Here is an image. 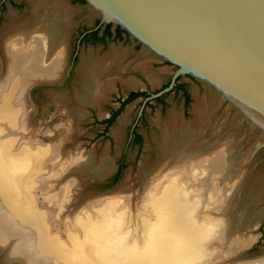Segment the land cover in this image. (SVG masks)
<instances>
[{
	"label": "bare ground",
	"instance_id": "6f19581e",
	"mask_svg": "<svg viewBox=\"0 0 264 264\" xmlns=\"http://www.w3.org/2000/svg\"><path fill=\"white\" fill-rule=\"evenodd\" d=\"M40 2L39 8L33 9V25L28 20H12L0 38L4 67L0 76V264H264L263 254L239 255L254 239L243 233L241 217L246 201L256 203L264 197V190L259 189L261 180H250L246 168L241 169L248 154L239 150L233 132L227 137L229 142L209 144L221 138L213 126L211 138L204 134L215 110L209 100L194 105L196 119L189 125L172 114L170 129L164 127L156 140L161 146L154 160L141 163L136 185L128 173L117 187L90 192L76 203L73 200L82 182L81 176H76L108 171L112 162L107 157L97 159L94 151H89L64 160L61 144L35 142L30 147L21 140L22 146L16 145L15 134L27 135L30 129V85L58 78L65 65L66 47L58 46L57 41L70 16L63 6ZM96 5L105 17L115 15L108 7ZM119 57L109 53L84 58L78 69L81 81L73 97L76 102L91 104L104 95L112 83L105 72L117 65ZM142 74L158 84L150 70L144 69ZM202 74L218 81L208 72ZM126 83L137 85L130 79ZM222 87L264 129V124ZM68 110L73 121L82 119L77 109ZM6 132L12 137L6 138ZM14 147L19 151L11 156L9 150ZM237 151L246 156L234 161ZM245 179L243 195L237 196ZM54 184L60 185L54 188ZM35 190L43 196L42 209L35 208ZM54 216L66 225V241L60 233H50Z\"/></svg>",
	"mask_w": 264,
	"mask_h": 264
},
{
	"label": "rangeland",
	"instance_id": "374dc122",
	"mask_svg": "<svg viewBox=\"0 0 264 264\" xmlns=\"http://www.w3.org/2000/svg\"><path fill=\"white\" fill-rule=\"evenodd\" d=\"M61 1L75 5L78 11L75 18L78 21L85 18H92L93 20L98 18L95 11L88 7L86 3H81L77 0ZM30 9V0H0V32L3 29L0 33V38H4V28L10 22L12 23V20H15V15L25 18L30 15ZM0 43L2 46L3 40L1 41L0 39ZM112 44H123L124 48L132 49L131 54L122 64L118 65L117 63L118 66L113 64L108 68V73L113 76L109 75L110 79H113L112 87L116 89L109 93V98L106 101L100 104L94 103L82 106L74 102V94L76 93V89H79L75 85L77 82L75 75H72L65 83L53 87H29L28 101L32 105L31 112L29 113L30 129L27 131V135L22 134L23 138L20 135L22 132L15 134L16 137H14L16 141L18 140L16 145H19L21 140L24 143L21 144H29L32 147L35 142H41L42 145L47 146L64 145V160H68L69 158L76 159L83 152L94 151L97 159L105 156L112 162L114 169L102 183L91 180L85 173H80L78 174L79 176H76L77 178L81 176L79 180L82 182L80 191L73 202L76 203L80 197L90 192H108L117 187L128 173L132 179V185H136L140 163H150L154 160L155 154L153 150L155 149L156 140L161 135L163 129L166 127V129H170L168 121L172 114L178 115L177 117L180 119V122L188 123L189 125V123L191 124L196 119L194 105L204 100H209L215 104L214 115L204 134L206 137L211 138L210 127H212V123L221 124V132L219 131L221 136H225L226 132L227 136L233 132V136L236 140L238 139L237 142L241 149L246 152V155L248 154L247 159L244 157L246 155H243L245 160L243 158L241 169L244 170L246 168L247 175H251L250 180H261V188L259 189L264 190V147L253 158L249 159V154L253 148L257 144L264 143L263 133L260 129L252 126L217 91L195 78L188 76L178 77V81L185 85L188 98L184 97L182 90L179 88L170 89L161 94V99L151 100L148 103H143L141 97L136 98L127 103L108 125L106 120L110 113L118 107L116 101L119 95L123 96L132 90L138 91L140 89L149 90L151 93L158 92L169 86L172 72L175 70V66L169 65L160 58H155L153 55L147 53V56L151 59L148 69L159 80L158 84H152L149 82V79L145 80L137 74L139 69L135 66L137 56L140 55L141 51H145L144 48L135 43L134 45L133 41L128 39ZM88 46H82V51H86ZM94 48L99 51L101 50V45H95ZM107 50L108 48L103 49L102 47V52ZM2 68H4L3 59L0 55V76H2ZM129 79L134 80L137 84L133 89L127 88L124 85L125 83H123V81L126 82ZM60 97L65 99L63 103ZM68 108L80 111L82 119L77 122L73 121V113L70 114ZM166 124L167 126H165ZM135 132L139 134V139L134 135ZM8 137L12 136L6 132V138ZM25 138L28 140L27 143H25L27 141ZM4 139L2 138V140ZM229 141L226 138L222 143ZM21 144L20 146H22ZM9 151L12 152V156V154H16L19 150L14 147V149ZM58 169L61 171V168ZM119 171L120 175L117 177ZM73 177L77 185L78 180L75 176ZM58 185L60 184L55 185L54 188H57ZM263 190L261 191L262 193ZM34 194L40 197L35 196V208L42 209L43 196L41 191L35 190ZM57 218L54 216L53 222L55 225L50 228V233L52 235H59L60 233V238L62 237L63 241H66L67 235L64 233L66 231H63V229L66 230V225L63 220L59 217ZM52 229H55V231L53 232ZM242 231L245 235L252 236L254 239L247 249L239 252L240 257H252L264 252V219L260 220L253 230Z\"/></svg>",
	"mask_w": 264,
	"mask_h": 264
},
{
	"label": "water",
	"instance_id": "95a60500",
	"mask_svg": "<svg viewBox=\"0 0 264 264\" xmlns=\"http://www.w3.org/2000/svg\"><path fill=\"white\" fill-rule=\"evenodd\" d=\"M85 1L103 19L122 25L143 46L176 67L170 85L153 96L170 90L179 75H190L217 91L264 135V129L246 115L222 87L264 124V0H93L112 10L115 15L111 18L105 17L96 3ZM202 72L212 74L218 81ZM62 81L58 78L38 80L30 87H53ZM212 126L220 131L221 124L212 123ZM226 134L209 144L225 141ZM155 144L156 156L161 145L159 141ZM262 147L264 143L257 144L249 159ZM243 155L242 151H237L234 161ZM113 169L111 165V169L102 174H85L102 183ZM245 183L246 179L237 196L243 195ZM245 206L241 228L246 232L264 219V197L256 203L246 201Z\"/></svg>",
	"mask_w": 264,
	"mask_h": 264
},
{
	"label": "flooded vegetation",
	"instance_id": "af4514ba",
	"mask_svg": "<svg viewBox=\"0 0 264 264\" xmlns=\"http://www.w3.org/2000/svg\"><path fill=\"white\" fill-rule=\"evenodd\" d=\"M45 1L52 4V5L58 4V5H60V7L63 6V8L67 11L66 15L70 16L69 23L67 25L63 24V26H62L64 35L60 36V39L57 41L58 46H61V44H62L63 47H66L63 51L64 58H65V60H64L65 65L63 66L62 74H60L58 76V79L63 80L61 84L65 83V81L67 79H69L72 75H75V77L77 79L76 80L77 82L75 83V85L78 86V88H79L78 90H80V85L78 84V82L81 81V75L78 73L79 72L78 69L80 70V67L83 65L84 58L87 56H90V55L92 57L94 56L93 58H100V57H103L105 55H108L109 53L110 54L116 53V54L120 55L119 59L121 58V60H119V59L117 60L118 65L122 64L123 61H125L129 57V55L131 54L132 48H130V49L124 48L123 44L117 45V44H112V43H115V42L120 41V40L126 41L127 39L132 40L133 44L135 43L137 45H141L144 48L145 51H141L142 53L140 52V55L137 56L138 58L135 61V63L137 62L135 66H137V68L139 69L137 74H139L145 80L148 79L145 77V75L143 76V74H142L144 69L145 70L148 69V67L150 65V61H151V59H149V57L147 56V53H149V55H153V57H155V58H159V57L157 55H155L152 51H150L147 47L143 46L142 42H140L138 39L134 38L126 28H124L122 25L114 22L113 20L103 19L101 17V15L97 12H95L98 16L97 19L93 20L92 18H85L83 20L78 21L75 18L76 15L78 14V11H77V8L75 7V5L73 3H68V2L61 1V0H48V1L42 0L41 2L43 3ZM77 1H80L81 3L87 4V2L85 0H77ZM39 2H40V0H30V5H31L30 15H28L25 18H20V17H17L15 15V17H14L15 20L16 21H27L28 20V21L32 22V25H33V22L35 21L34 20L35 15H36V13L33 11V9L35 8L36 5L37 6L39 5ZM41 2H40V4H42ZM87 6L90 7L88 4H87ZM38 8H39V6H38ZM34 13H35V15H33ZM109 44L110 45L112 44V45L110 46ZM86 45H89L87 50L82 51L83 50V49H81L82 46H86ZM95 45H101V48H100L101 50H99V51L96 50L94 48ZM102 47H103V49L108 48V50L102 52ZM54 50L55 49H53V51ZM100 55H102V56H100ZM95 56H98V57H95ZM161 60H163V59H161ZM163 61L169 65H172L171 63H169L166 60H163ZM111 66H109V68ZM175 70H176V67H175ZM175 70L172 72V76H173ZM78 74H79L80 78H79ZM109 75H110V73H108V71H106L104 76L108 77ZM110 76H112V75H110ZM172 76H171L169 85L171 83ZM181 76L182 75H179L178 77H181ZM183 76L192 77L190 75H183ZM178 77L176 78L175 83L173 84L171 89H173V88L181 89L184 97L188 98V93L186 91L185 85L178 81ZM192 78H194V77H192ZM112 83H113V79H112ZM112 83H110V85L107 86L106 91H104V95L103 94L98 95V98H97L98 100H95L91 104H94V103L100 104L101 102L103 103L104 101H106L109 98V96H108L109 93L115 91V89H116V88L112 87V85H111ZM123 83H125L124 85L127 88H130V89L134 88V87L127 85V83L124 81H123ZM108 87H109V89H108ZM163 89H165V88H163ZM162 90H160V91H162ZM160 91H158V92H160ZM158 92L151 93L149 90L140 89L138 91L132 90L123 96L119 95L117 98V101H116L118 104V107L116 108V110H114L110 113L108 119H110L114 115V113H116L120 108H124V106L127 103H129L130 101H132L136 98L141 97L143 103H145V102L148 103L151 100L161 99V95L153 96ZM73 101L76 102V100H74V99H73ZM76 103L80 104V102L79 103L76 102ZM88 104H86V105H88ZM136 134L137 133L135 132L134 135L136 136Z\"/></svg>",
	"mask_w": 264,
	"mask_h": 264
},
{
	"label": "trees",
	"instance_id": "16d2710c",
	"mask_svg": "<svg viewBox=\"0 0 264 264\" xmlns=\"http://www.w3.org/2000/svg\"><path fill=\"white\" fill-rule=\"evenodd\" d=\"M135 95V94H134ZM121 109L122 108H120L116 113H114V115L110 118V119H108L107 121H106V123L109 125L112 121H113V119L115 118V116L121 111ZM136 138L137 139H139V135L138 134H136ZM120 175V171L117 173V177Z\"/></svg>",
	"mask_w": 264,
	"mask_h": 264
}]
</instances>
